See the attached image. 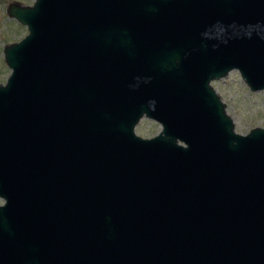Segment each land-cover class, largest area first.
<instances>
[{"label": "water", "instance_id": "obj_1", "mask_svg": "<svg viewBox=\"0 0 264 264\" xmlns=\"http://www.w3.org/2000/svg\"><path fill=\"white\" fill-rule=\"evenodd\" d=\"M6 11L28 31L3 47L0 264H264V127L212 85L264 89V0Z\"/></svg>", "mask_w": 264, "mask_h": 264}, {"label": "rangeland", "instance_id": "obj_2", "mask_svg": "<svg viewBox=\"0 0 264 264\" xmlns=\"http://www.w3.org/2000/svg\"><path fill=\"white\" fill-rule=\"evenodd\" d=\"M11 1L31 4L34 0H0V82H5L11 71L4 60V45L19 40L28 31L26 25L7 13L6 8ZM212 85L225 102L236 131L246 133L254 126L264 127V89L251 90L237 69L212 80ZM160 129L159 122L145 116L135 127L136 132L144 137L153 136Z\"/></svg>", "mask_w": 264, "mask_h": 264}]
</instances>
